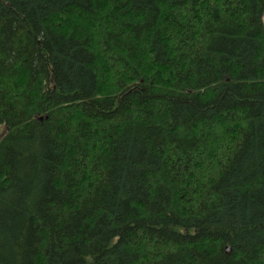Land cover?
Returning <instances> with one entry per match:
<instances>
[{
    "label": "trees",
    "instance_id": "1",
    "mask_svg": "<svg viewBox=\"0 0 264 264\" xmlns=\"http://www.w3.org/2000/svg\"><path fill=\"white\" fill-rule=\"evenodd\" d=\"M0 264H264V0H0Z\"/></svg>",
    "mask_w": 264,
    "mask_h": 264
},
{
    "label": "water",
    "instance_id": "2",
    "mask_svg": "<svg viewBox=\"0 0 264 264\" xmlns=\"http://www.w3.org/2000/svg\"><path fill=\"white\" fill-rule=\"evenodd\" d=\"M229 248H226V251L228 252Z\"/></svg>",
    "mask_w": 264,
    "mask_h": 264
}]
</instances>
